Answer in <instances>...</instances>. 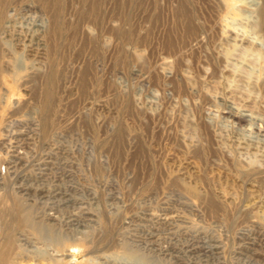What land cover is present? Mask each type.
Instances as JSON below:
<instances>
[{
    "label": "rangeland",
    "instance_id": "374dc122",
    "mask_svg": "<svg viewBox=\"0 0 264 264\" xmlns=\"http://www.w3.org/2000/svg\"><path fill=\"white\" fill-rule=\"evenodd\" d=\"M221 1L0 0L6 264H264V0Z\"/></svg>",
    "mask_w": 264,
    "mask_h": 264
},
{
    "label": "bare ground",
    "instance_id": "6f19581e",
    "mask_svg": "<svg viewBox=\"0 0 264 264\" xmlns=\"http://www.w3.org/2000/svg\"><path fill=\"white\" fill-rule=\"evenodd\" d=\"M238 1V0H237ZM240 1V0H239ZM245 1V0H244ZM222 2H227L226 0L225 1H221V4H222ZM184 3V2H183ZM249 3V2H248ZM263 3V2H262ZM47 6H48V8H49V10H51V9H53L52 8V5H51V3L49 2H47V3H45ZM224 4H226V3H224ZM229 4V3H228ZM223 5V4H222ZM230 5V4H229ZM244 5V4H243ZM250 5V4H249ZM10 6V5H9ZM9 6H7V7H9ZM13 6V5H12ZM45 6V5H44ZM234 6V5H233ZM238 6V5H237ZM247 5L245 4V7H246ZM251 6H253L252 5V2H251ZM11 7V6H10ZM54 7V6H53ZM239 7V9H240V6H238ZM248 8L250 7V6H247ZM257 7V6H256ZM251 8V7H250ZM249 8V9H250ZM2 9V8H1ZM0 9V15H3V12H2V10ZM220 9V8H219ZM237 9V8H236ZM246 9V8H245ZM261 9V8H260ZM4 10V9H3ZM34 10V9H33ZM241 10H242V8H241ZM222 11V9L220 10V12ZM229 12V9L227 10L226 9V12ZM253 11V10H252ZM260 11V10H259ZM263 11V10H262ZM5 12V11H4ZM225 12V13H226ZM244 12V11H243ZM256 12V11H255ZM219 13V12H218ZM230 13H232L231 12V10H230ZM229 13V14H230ZM234 13V12H233ZM232 13V14H233ZM264 12H262V14H263ZM12 14V13H11ZM181 14H183L184 15V12L181 10ZM13 15V14H12ZM15 15V14H14ZM196 15V14H195ZM231 15V14H230ZM259 15V14H258ZM233 16V15H232ZM263 16V15H262ZM1 17V16H0ZM11 17V16H10ZM43 18V17H42ZM8 19V18H7ZM13 20V19H12ZM42 20V19H41ZM258 21H259V19H257ZM31 21V20H30ZM3 22V21H2ZM7 22V21H6ZM262 22H263V20H262ZM12 23H13V21H12ZM4 25V24H3ZM5 26V25H4ZM25 27V26H24ZM186 28H188L187 26H185ZM209 27V26H208ZM212 27V26H211ZM264 27V26H263ZM203 28V27H202ZM3 29V28H2ZM11 29V28H10ZM18 29H19V27H18ZM30 29V28H29ZM215 29V28H214ZM213 29V30H214ZM262 29V28H261ZM43 30V29H42ZM203 30V29H202ZM205 30V29H204ZM203 30V31H204ZM208 30H209V28H208ZM212 31V30H211ZM31 32V31H30ZM205 32H207V30H205ZM210 32V31H209ZM264 32V31H263ZM17 33H18V31H17ZM20 33V32H19ZM26 33V32H25ZM32 33V32H31ZM188 33V32H187ZM201 33V32H200ZM211 34V33H210ZM30 36V35H29ZM189 37V36H188ZM29 38V37H28ZM44 38V37H43ZM205 38V37H204ZM32 39V38H31ZM45 39V38H44ZM207 39V38H206ZM24 40V39H23ZM35 40V39H34ZM33 40V41H34ZM189 40V39H188ZM201 40V39H200ZM208 40V39H207ZM27 41V40H26ZM194 41V40H193ZM36 42V41H35ZM17 43V42H16ZM37 43V42H36ZM194 43H195V41H194ZM200 43V42H199ZM20 45H21V43H20ZM183 45V44H182ZM31 46V45H30ZM3 47V46H2ZM187 47V46H186ZM30 48V47H29ZM0 52H2V50H0ZM51 52V51H50ZM27 53V52H26ZM1 55V54H0ZM50 70V69H49ZM47 74V73H46ZM52 74V73H51ZM53 75V74H52ZM51 77V76H50ZM52 81V80H51ZM52 88V87H51ZM50 91H52V89L50 90ZM50 91L48 90L47 91V100H49L50 99V96H49V94H50ZM2 97V96H1ZM46 100V99H45ZM1 102V101H0ZM19 104H20V102H19ZM47 104V103H46ZM18 105V104H17ZM24 105V104H23ZM48 105V104H47ZM19 106V105H18ZM17 107V106H16ZM2 108V107H1ZM0 108V110H2ZM46 108V107H45ZM18 110V109H17ZM46 110V109H45ZM229 110V109H228ZM4 111H6V110H4ZM22 111V110H21ZM21 111H14V113L15 114H17V113H22ZM47 111V110H46ZM261 111H263V110H261ZM230 112H231V110H230ZM49 113V112H48ZM263 113V112H262ZM3 114V113H2ZM50 114V113H49ZM232 114V113H231ZM264 114V113H263ZM19 115H21V114H19ZM0 116H2V115H0ZM14 116V115H13ZM18 116V115H17ZM230 116V115H229ZM247 116H241V118L240 119H242V120H244V118H246ZM47 119H49V118H47ZM246 120V119H245ZM244 120V121H245ZM51 121V120H50ZM248 121V120H247ZM49 122V121H48ZM51 123V122H50ZM50 123H48V124H50ZM44 124H45V122H44ZM44 124H43V127H44ZM41 128V127H40ZM48 128V127H47ZM47 131H49V130H47ZM49 133V132H48ZM17 145V144H16ZM14 149V148H13ZM18 149V148H17ZM20 152V151H19ZM20 153H18V151L17 150H13L12 151V155H11V160H9L8 161V164L6 165L7 167H9V169L12 171V173L15 175V177H13V178H19V174H17V169H18V166L20 165V160H21V158H20ZM48 156H49V154H48ZM63 156V155H62ZM53 159V158H52ZM32 160V159H31ZM30 160V161H31ZM64 160V159H63ZM29 160H27V163H29L28 162ZM31 163H33L32 161H31ZM47 165V164H46ZM53 165V164H52ZM33 166H34V164H33ZM48 166V165H47ZM2 167H3V164H2ZM2 167H1V165H0V180L2 181V183L0 182V185H4V182H5V180L7 179V169H6V171H5V169L3 168L2 169ZM25 167V166H24ZM30 167V166H29ZM43 167V166H42ZM30 169V168H29ZM32 169V168H31ZM48 169V168H47ZM50 170V169H49ZM23 171V170H22ZM30 171V170H29ZM36 171V170H35ZM42 172V171H41ZM9 173V172H8ZM33 173V172H32ZM38 173V172H37ZM52 173V172H51ZM12 174V175H13ZM53 174V173H52ZM264 174V173H263ZM262 174V175H263ZM9 175V174H8ZM10 175H11V173H10ZM27 175V174H26ZM260 175V174H259ZM18 176V177H17ZM41 176V175H40ZM45 176V175H44ZM48 176V175H47ZM42 177V176H41ZM261 177V176H260ZM34 178V177H33ZM36 178H38V177H36ZM263 178H264V175H263ZM29 179H31V178H29ZM45 179V178H44ZM15 180V179H14ZM13 180V181H14ZM22 180V179H21ZM264 180V179H263ZM7 181V180H6ZM27 181V180H26ZM40 181V180H39ZM43 181V180H42ZM28 182V181H27ZM31 182V181H30ZM33 183H35V182H33ZM7 185H8V183H6ZM31 184V183H30ZM39 184V183H38ZM10 185V184H9ZM22 185V184H21ZM25 185H27V184H25ZM6 186V185H5ZM23 186V185H22ZM36 186V185H35ZM42 186V185H41ZM45 186V185H44ZM6 187H9V186H6ZM16 187H18V186H16ZM19 187H21V186H19ZM40 187V186H39ZM62 187V186H61ZM64 187V186H63ZM25 188V187H24ZM27 188V187H26ZM37 188H38V185H37ZM74 188V187H73ZM19 189H21V188H19ZM41 189V188H40ZM62 189V188H61ZM28 190V189H27ZM32 190V189H31ZM51 190H53V189H51ZM65 190H66V186H65ZM58 191V190H57ZM60 191V190H59ZM63 191V193H64V190H62ZM29 192V191H28ZM32 192V191H31ZM66 192V191H65ZM35 193V192H34ZM49 194V193H48ZM68 194H69V192H68ZM78 194V193H77ZM81 194V193H80ZM28 195V194H27ZM30 195V194H29ZM35 195H37V193L35 194ZM57 195V194H56ZM64 195V194H63ZM52 196V195H51ZM71 196H72V194H71ZM74 196V195H73ZM56 197V196H55ZM62 197V196H61ZM66 197V196H65ZM68 197H70V196H68ZM77 197V196H76ZM4 198H6L5 196H4ZM37 198V197H36ZM7 199V198H6ZM39 199H41L40 197H39ZM3 200V199H2ZM55 200V199H54ZM39 201V200H38ZM45 201V200H44ZM78 201V200H77ZM2 202V201H1ZM40 202V201H39ZM42 202V201H41ZM46 202V201H45ZM3 203V202H2ZM44 203V202H43ZM55 203H56V200H55ZM39 204V203H38ZM58 204H61V203H58ZM64 205H66V204H64ZM73 205V204H72ZM71 205V206H72ZM77 205H78V203H77ZM59 206V205H58ZM76 206V205H75ZM5 207H6V204H1L0 205V212L2 211V210H4L5 209ZM55 207V206H54ZM60 207V206H59ZM63 207V206H62ZM8 208V207H7ZM17 208V207H16ZM57 208V207H56ZM65 208V207H64ZM73 208V207H72ZM10 209H11V207H10ZM10 209H9V211H10ZM14 210V209H13ZM13 210H11V211H13ZM57 210V209H56ZM8 211V212H9ZM10 211V212H11ZM68 211V210H67ZM18 212V211H17ZM4 213V212H3ZM5 214H6V212H5ZM13 214H14V212H13ZM12 214V215H13ZM18 214V213H17ZM12 215H10V216H12ZM169 215V214H168ZM7 216V215H6ZM14 216H16V213H15V215H13V217ZM8 217V216H7ZM17 217V216H16ZM73 217V216H72ZM6 218V217H5ZM9 218H11V217H9ZM15 218V217H14ZM13 218V219H14ZM169 218V217H168ZM7 220H8V218H7ZM15 221V220H14ZM17 221V220H16ZM56 221V220H55ZM68 222V221H67ZM14 224V223H13ZM5 226H7V225H5ZM159 226V225H158ZM68 229V228H67ZM149 234V233H148ZM65 238V237H64ZM145 239H146V236H145ZM192 239V238H191ZM204 240V239H203ZM208 240V239H207ZM206 240V241H207ZM151 241V240H150ZM149 241V242H150ZM192 241V240H191ZM152 242V241H151ZM208 243H210L209 242V240H208ZM148 244V243H147ZM194 246H195V249H191V250H196V249H199L200 251H201V253H202V255H203V258L205 257V258H209L210 256H213L214 255V253H216V251H215V249H217L214 245H211V244H205L204 242H201L200 241V239L199 238H197V240H194ZM218 246V245H217ZM9 247V246H8ZM1 248H3L2 246H1ZM4 251H5V248L3 249ZM180 250V249H179ZM10 252V251H9ZM193 252V251H192ZM190 253V252H189ZM178 254V253H177ZM188 254V253H187ZM7 254L6 253H4V252H2L1 250H0V264H6L7 262V256H6ZM193 256V255H192ZM191 256V257H192ZM200 256H201V254H200ZM9 258V257H8ZM213 258V257H212ZM214 259H215V257H214ZM193 260V259H192ZM212 260V259H211ZM124 264H129V263H125L124 262Z\"/></svg>",
    "mask_w": 264,
    "mask_h": 264
}]
</instances>
